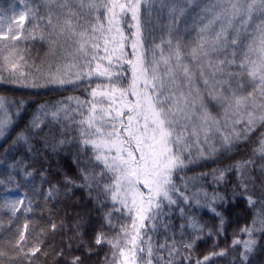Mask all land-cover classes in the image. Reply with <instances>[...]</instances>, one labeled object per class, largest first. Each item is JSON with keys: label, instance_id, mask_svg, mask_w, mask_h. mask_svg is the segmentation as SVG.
I'll use <instances>...</instances> for the list:
<instances>
[{"label": "snow or ice", "instance_id": "6c2138e0", "mask_svg": "<svg viewBox=\"0 0 264 264\" xmlns=\"http://www.w3.org/2000/svg\"><path fill=\"white\" fill-rule=\"evenodd\" d=\"M0 141V264H264V0H0Z\"/></svg>", "mask_w": 264, "mask_h": 264}, {"label": "trees", "instance_id": "16d2710c", "mask_svg": "<svg viewBox=\"0 0 264 264\" xmlns=\"http://www.w3.org/2000/svg\"><path fill=\"white\" fill-rule=\"evenodd\" d=\"M3 2L6 4L8 2V0H3ZM9 96H13L16 98H20L23 97L29 101L34 100V99H38L39 102L43 103L45 101H55L58 98H60L61 96H66V95H83V89L77 90L75 92H42L40 96H31L28 94V92L26 90H14L11 91L9 93H7ZM27 111L26 112H21L19 117H16V121L17 124L19 125V127H16V131H19L20 128H22L24 126V124H26L28 122V120L31 118L33 112L35 111L36 105L35 104H29L26 106ZM3 141H0V144H2ZM63 163L65 164V167L68 168L69 171L72 170L71 168V162L70 160H65L63 161ZM215 165L209 163L207 165L208 168L210 167H214ZM196 171H201V170H206V169H195ZM2 186H0V196H2ZM205 219H210L209 216H205ZM239 223H244V220H240ZM233 227H235V224L233 225ZM231 234V230L229 231V235ZM210 241L206 244H202L201 245V250L205 251L208 249V247L210 246Z\"/></svg>", "mask_w": 264, "mask_h": 264}, {"label": "rangeland", "instance_id": "374dc122", "mask_svg": "<svg viewBox=\"0 0 264 264\" xmlns=\"http://www.w3.org/2000/svg\"><path fill=\"white\" fill-rule=\"evenodd\" d=\"M10 195H15V193H10Z\"/></svg>", "mask_w": 264, "mask_h": 264}]
</instances>
